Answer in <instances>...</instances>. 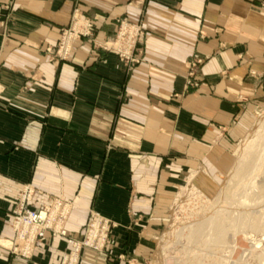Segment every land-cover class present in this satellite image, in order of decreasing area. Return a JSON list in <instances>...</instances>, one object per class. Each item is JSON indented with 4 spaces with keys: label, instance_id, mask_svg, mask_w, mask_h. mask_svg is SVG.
<instances>
[{
    "label": "crops",
    "instance_id": "0c3cea01",
    "mask_svg": "<svg viewBox=\"0 0 264 264\" xmlns=\"http://www.w3.org/2000/svg\"><path fill=\"white\" fill-rule=\"evenodd\" d=\"M260 2L0 0V244L24 188L33 207H72L66 237L46 234L29 259L0 245V264L154 263L181 182L194 173L215 190L264 102ZM81 20L90 34L54 57ZM91 211L110 222V251H74Z\"/></svg>",
    "mask_w": 264,
    "mask_h": 264
},
{
    "label": "rangeland",
    "instance_id": "374dc122",
    "mask_svg": "<svg viewBox=\"0 0 264 264\" xmlns=\"http://www.w3.org/2000/svg\"><path fill=\"white\" fill-rule=\"evenodd\" d=\"M263 4L264 0H261L260 8L264 10ZM80 22L83 24V27L86 25L84 36H88L92 25L88 21L82 22L81 20ZM74 25L75 24L72 22L69 28H65L61 32L58 42L59 44L56 45L54 50H52V55L54 57L62 58L61 53L63 52V47H60V43H62V40L66 43L69 42V35H74V32L79 30L76 27L80 28V26L75 25L76 27L74 28ZM121 25L122 23H120L119 26L120 32L122 28ZM136 29L141 35V29ZM121 35L122 34H118L120 37ZM66 53L67 59L70 56L69 49L66 50ZM116 53L118 55L125 54L121 49L116 51ZM199 65L200 61H196L190 65L187 81L188 89L195 90L201 84V77L198 73ZM263 154L264 102L260 107L253 110L251 124L241 138L235 143L229 159L224 163V172L220 176H217V187L215 190H209L210 193L206 194L202 183L199 179L195 178L194 173L189 174V176L184 178L181 182L178 192L173 197L171 206H168L167 208L165 219L166 224L159 236L155 238L154 252L152 254V261H154L153 264H214L216 262H220L221 264H260L264 253ZM242 166L246 167V172L238 175V168ZM254 166L257 168L253 169ZM193 186L202 192L207 203H205L204 200H202L203 202L199 201L198 198L192 194L191 190L194 189ZM24 191L25 188L16 199L10 212L11 217L9 227L12 233V238L11 240H8L7 244H0L3 248L10 245V242L14 239L15 234L13 232V227L16 218L15 213L17 214L19 212L18 210L21 207L19 204L22 200ZM32 191L33 193L30 202H26L25 205V208L31 211H38V209L40 210V208L44 206L48 207L52 201L51 199H58L62 203L68 205L67 202L62 201L58 197L48 198L43 205L33 207L32 202L35 192L33 189ZM220 195H222V200L219 201L222 203H219L218 201ZM69 207L72 208L71 206ZM71 210L67 216V220L70 216ZM217 210L222 211L221 214L219 216H212V213ZM211 217H218L215 219L221 218L222 225L225 229V242L221 243L216 240L215 229H211L208 225H203L201 227L198 226V223H202ZM110 228L109 221L91 211L84 228L83 237L76 242L75 245L81 244L83 240L90 235L100 233L101 236L104 237L101 243L103 244V249L94 250L93 248L91 250L103 252V250L106 249L107 251H110ZM194 229L197 230L196 233L191 234L190 236L189 231ZM96 234L95 236H91V240L96 241V239H98H95ZM45 236L41 241L36 243L33 252L37 245L45 239ZM83 249L85 248L80 247L78 251ZM7 250H9V247H7ZM9 253L12 254L10 250ZM63 261L64 259L62 262Z\"/></svg>",
    "mask_w": 264,
    "mask_h": 264
},
{
    "label": "built area",
    "instance_id": "2783aa9c",
    "mask_svg": "<svg viewBox=\"0 0 264 264\" xmlns=\"http://www.w3.org/2000/svg\"><path fill=\"white\" fill-rule=\"evenodd\" d=\"M264 7V4H263ZM84 27H76L79 30L74 32L73 34L69 35V40L76 35H85L86 32ZM60 43V47H63L62 58H66V50H68L69 42H64L63 40ZM60 54V55H61ZM32 189L25 188V191L22 196V200L19 204L20 209L16 215L14 220V227L13 232L15 234L14 239L10 242V245L6 246L9 247V250L12 254L23 257L24 259H29L33 252V249L37 242L41 241L46 233L52 234L53 236H66L65 231V223L67 220V216L71 208L69 205L62 203L58 199H51L50 205L44 206L35 211H31L25 208L26 202H30L32 196ZM91 234V233H90ZM96 234V233H95ZM90 235L88 238H85L83 242L79 245H75V252L78 251L80 247L86 249H93L94 250H102L103 244L102 240L104 239L101 234H96V241L91 240ZM100 241V242H99ZM103 251H107L104 249ZM71 256V255H70ZM70 256H66L64 258L63 264H72V260Z\"/></svg>",
    "mask_w": 264,
    "mask_h": 264
},
{
    "label": "bare ground",
    "instance_id": "6f19581e",
    "mask_svg": "<svg viewBox=\"0 0 264 264\" xmlns=\"http://www.w3.org/2000/svg\"><path fill=\"white\" fill-rule=\"evenodd\" d=\"M264 155V154H263ZM261 157V156H260ZM261 159H263V158H261ZM256 162V161H255ZM258 162V161H257ZM251 163H253V162H251ZM263 163V162H262ZM261 163V164H262ZM245 165H248V164H245ZM244 165V166H245ZM244 166H242V167H240V168H238V175H241V174H243V173H245L246 172V167H244ZM248 167V166H247ZM263 167V166H262ZM251 168V167H250ZM255 168H257V167H253V169H255ZM259 169V168H258ZM248 172V171H247ZM256 177V176H255ZM248 178H249V176H248ZM254 182V181H253ZM248 183V182H247ZM193 188L194 189H192L191 190V192H192V194L196 197V198H198V200L199 201H201V202H203L202 200H204V202L205 203H207V200H206V198H205V196L202 194V192L201 191H199L196 187H194L193 186ZM219 200H222V195H220L219 196V198H218V201ZM219 203H222L221 201H219ZM221 212L222 211H220V210H217V211H214L212 214V216H219L220 214H221ZM215 218H218V217H211V218H209L208 220H206V221H203L202 223H198V226L199 227H201V226H203V225H208L211 229H215L216 230V240L218 241V242H225V229H224V227H223V223H222V220H221V218H219V219H215ZM214 219V220H213ZM237 222V221H236ZM235 223V222H234ZM240 223V222H239ZM237 224V223H236ZM257 227V226H256ZM259 230H260V228H259ZM196 229H194V230H190L189 231V235L191 236V234H195L196 233ZM260 232V231H259ZM245 238V237H244ZM234 244V243H233ZM236 247V246H235ZM264 247V246H263ZM224 257H225V255H224ZM261 263L260 264H264V253H263V255H262V259H261ZM260 262V261H259ZM201 264V263H200ZM214 264H221L220 262H216V263H214ZM226 264H228V263H226ZM241 264V263H240Z\"/></svg>",
    "mask_w": 264,
    "mask_h": 264
}]
</instances>
